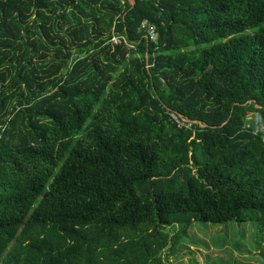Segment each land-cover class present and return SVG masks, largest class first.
Instances as JSON below:
<instances>
[{"label": "trees", "instance_id": "obj_1", "mask_svg": "<svg viewBox=\"0 0 264 264\" xmlns=\"http://www.w3.org/2000/svg\"><path fill=\"white\" fill-rule=\"evenodd\" d=\"M133 1L0 0V264H168L194 222L264 221V0Z\"/></svg>", "mask_w": 264, "mask_h": 264}, {"label": "rangeland", "instance_id": "obj_2", "mask_svg": "<svg viewBox=\"0 0 264 264\" xmlns=\"http://www.w3.org/2000/svg\"><path fill=\"white\" fill-rule=\"evenodd\" d=\"M164 258L168 264H264V221L194 222Z\"/></svg>", "mask_w": 264, "mask_h": 264}, {"label": "built area", "instance_id": "obj_3", "mask_svg": "<svg viewBox=\"0 0 264 264\" xmlns=\"http://www.w3.org/2000/svg\"><path fill=\"white\" fill-rule=\"evenodd\" d=\"M141 26L142 28H146L150 39L156 40L157 33L153 25L148 24L147 21H143ZM172 116L179 126L184 125L186 127H190L191 122L181 119L179 116L176 115ZM243 129L247 132H250L256 137H260L261 141L264 143V118L262 114H260L259 112H248L245 116Z\"/></svg>", "mask_w": 264, "mask_h": 264}, {"label": "water", "instance_id": "obj_4", "mask_svg": "<svg viewBox=\"0 0 264 264\" xmlns=\"http://www.w3.org/2000/svg\"><path fill=\"white\" fill-rule=\"evenodd\" d=\"M131 3H133L134 1L133 0H130ZM258 107V106H257Z\"/></svg>", "mask_w": 264, "mask_h": 264}]
</instances>
